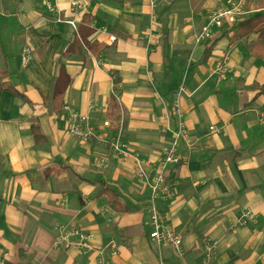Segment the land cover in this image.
Segmentation results:
<instances>
[{
    "label": "crops",
    "instance_id": "crops-1",
    "mask_svg": "<svg viewBox=\"0 0 264 264\" xmlns=\"http://www.w3.org/2000/svg\"><path fill=\"white\" fill-rule=\"evenodd\" d=\"M228 1L92 0L74 14L69 0H57L73 29L43 0H0V72L8 74L0 84L17 92L0 90V264H99L93 251L54 246L58 229L71 226L92 236L93 250L115 245L106 264H264V96L254 87L264 84V61L250 55L257 36L238 32L248 16L195 39ZM25 46L31 61L22 66ZM181 84L189 143L168 174L174 197L157 203L182 239L179 256L149 237L147 206ZM66 109L136 152L141 175L97 140L68 137ZM102 188L128 211L113 210ZM246 209L253 221L243 219Z\"/></svg>",
    "mask_w": 264,
    "mask_h": 264
},
{
    "label": "built area",
    "instance_id": "built-area-1",
    "mask_svg": "<svg viewBox=\"0 0 264 264\" xmlns=\"http://www.w3.org/2000/svg\"><path fill=\"white\" fill-rule=\"evenodd\" d=\"M44 5L48 12L55 13L58 15L57 21L60 23L69 24L73 29H76L75 20H65L60 17L61 10L59 8L57 0H43ZM92 0H69L68 7L70 12L74 14L84 13L87 7L90 5ZM219 9L212 12L208 16V22L202 27L201 32L196 36V42L209 39L211 35V27L222 28L224 24L233 25L236 22L235 15H237V9ZM153 9V5H152ZM114 40V38H112ZM32 50L30 46H25L21 54V64L25 66L31 61ZM185 93L184 86L181 84L178 88L173 91L171 101V114L176 120V128L172 130V138L167 147L162 151L161 160L159 167L156 172V176L148 184L149 188V200H148V211H149V227L151 232L149 237L159 244H165L170 246L177 255H183V245L181 237L173 230L170 224L163 221L161 214L158 209V202H167L171 200L175 191L172 184L168 180V174L170 169L177 167L183 163L185 159L180 155L178 148L181 143H189V134L185 120L183 118V112L180 106V98ZM66 129L65 134L68 137L77 138L83 142H91L97 140L102 145L107 146L113 157L121 160L126 165L132 167L134 171L141 175V165L143 160L140 156L131 151L123 142L118 140L107 139L106 134H99L97 129L92 125L90 116L83 114L73 109H66ZM104 128H110L111 123L105 121L102 123ZM108 159V158H107ZM101 163H105L101 160ZM243 219L246 221H253V213L246 209L242 213ZM237 227V224L233 225V228ZM76 237L77 241L71 243L70 239ZM92 239V236L82 230L71 226V227H60L58 229V236L55 239L54 246H72L83 252H91L96 255L99 264H106L107 254L109 256H115L118 254V249L114 244L110 243L93 250L89 248L88 242ZM211 248H209L210 250Z\"/></svg>",
    "mask_w": 264,
    "mask_h": 264
},
{
    "label": "trees",
    "instance_id": "trees-1",
    "mask_svg": "<svg viewBox=\"0 0 264 264\" xmlns=\"http://www.w3.org/2000/svg\"><path fill=\"white\" fill-rule=\"evenodd\" d=\"M263 9V8H262ZM239 34L250 35L254 34L257 36L256 41L253 43L250 55L255 59H261L264 61V12L257 14H252L246 19H242L236 23ZM8 77L7 73L0 72V80ZM255 89L259 91L261 95L264 96V84L262 86H254ZM0 90H6L9 92H15L10 87L4 88L0 84ZM17 93V92H15ZM52 110L56 114H60L62 111V101L59 95H55L52 100ZM37 128L32 127L31 132L36 133ZM107 195L108 201L111 204L113 210L116 211H128L126 208H122L117 201V196L111 190L102 188L99 196Z\"/></svg>",
    "mask_w": 264,
    "mask_h": 264
},
{
    "label": "rangeland",
    "instance_id": "rangeland-1",
    "mask_svg": "<svg viewBox=\"0 0 264 264\" xmlns=\"http://www.w3.org/2000/svg\"><path fill=\"white\" fill-rule=\"evenodd\" d=\"M233 5H235L234 7L238 8V13L237 15H235L236 20L241 19L243 17L246 18L252 14L264 12V0H235V3L229 0L228 8L231 10L234 9Z\"/></svg>",
    "mask_w": 264,
    "mask_h": 264
}]
</instances>
